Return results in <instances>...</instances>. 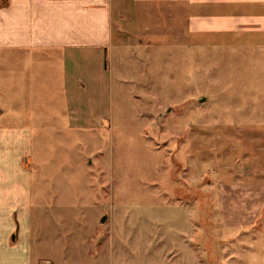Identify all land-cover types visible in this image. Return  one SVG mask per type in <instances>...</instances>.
I'll use <instances>...</instances> for the list:
<instances>
[{
    "label": "rangeland",
    "instance_id": "rangeland-1",
    "mask_svg": "<svg viewBox=\"0 0 264 264\" xmlns=\"http://www.w3.org/2000/svg\"><path fill=\"white\" fill-rule=\"evenodd\" d=\"M150 15L115 54L112 104L92 110L90 128L47 109L29 125L13 264H264V229L226 231L218 206L220 184L264 174V55L185 48L164 35V11Z\"/></svg>",
    "mask_w": 264,
    "mask_h": 264
},
{
    "label": "crops",
    "instance_id": "crops-1",
    "mask_svg": "<svg viewBox=\"0 0 264 264\" xmlns=\"http://www.w3.org/2000/svg\"><path fill=\"white\" fill-rule=\"evenodd\" d=\"M161 11L170 21L164 35L185 48L209 43L264 55V0H0V264H13L22 247V231L12 234L27 220L29 125L44 124L39 111L47 109L52 121L65 116L90 128L92 110L112 104L115 54L146 31V15ZM218 192L224 230L264 229V174Z\"/></svg>",
    "mask_w": 264,
    "mask_h": 264
},
{
    "label": "water",
    "instance_id": "water-1",
    "mask_svg": "<svg viewBox=\"0 0 264 264\" xmlns=\"http://www.w3.org/2000/svg\"><path fill=\"white\" fill-rule=\"evenodd\" d=\"M106 221V217H104L103 219H102V222H105Z\"/></svg>",
    "mask_w": 264,
    "mask_h": 264
},
{
    "label": "trees",
    "instance_id": "trees-1",
    "mask_svg": "<svg viewBox=\"0 0 264 264\" xmlns=\"http://www.w3.org/2000/svg\"><path fill=\"white\" fill-rule=\"evenodd\" d=\"M3 5H6V1L3 2Z\"/></svg>",
    "mask_w": 264,
    "mask_h": 264
}]
</instances>
